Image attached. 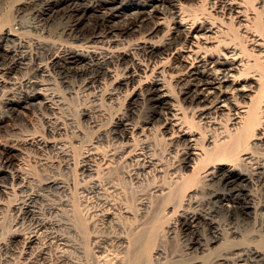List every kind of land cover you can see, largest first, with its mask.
Wrapping results in <instances>:
<instances>
[{
    "label": "bare ground",
    "instance_id": "6f19581e",
    "mask_svg": "<svg viewBox=\"0 0 264 264\" xmlns=\"http://www.w3.org/2000/svg\"><path fill=\"white\" fill-rule=\"evenodd\" d=\"M11 211L24 264H264V0H0Z\"/></svg>",
    "mask_w": 264,
    "mask_h": 264
},
{
    "label": "rangeland",
    "instance_id": "374dc122",
    "mask_svg": "<svg viewBox=\"0 0 264 264\" xmlns=\"http://www.w3.org/2000/svg\"><path fill=\"white\" fill-rule=\"evenodd\" d=\"M12 7V8H11ZM14 6L13 5H11L10 6V9H9V11L10 10H12V11H10V13L12 12L13 13V11H14V8H13ZM29 20H31V17H29ZM118 99H120V100H118L119 102H118V106H117V104H115V105H113V104H111V105H113L112 107H109V108H107L106 107V109H105V111L106 110H108V111H106V121L105 122H107V121H110L111 119H112V117H113V115H114V113L116 112V111H121V110H123L124 109V107H125V105H126V95L125 94H122L121 95V97H119ZM85 103V102H84ZM87 103V102H86ZM84 105H86V104H83V100L78 104V102H76L74 105H72V107H71V111H73L72 113H73V115L75 116V119H76V121H77V123L79 124V126L80 127H82L81 129H82V131L83 132H86L87 133V135H88V138L89 137H91L92 138V140H96V138H95V136L97 135V132H96V129L93 127H91V125L90 126H88V123L87 122H85L84 120H83V118H82V108H83V106ZM74 106V107H73ZM110 106V105H109ZM120 106V107H119ZM115 107V108H114ZM105 108V107H104ZM74 109V110H73ZM114 109V110H113ZM37 113V112H36ZM36 113H35V115H36ZM38 116H39V119L38 118H36V127H37V129H38V131H40V132H44L43 134L44 135H47L48 133V130H46L47 128H45V126H46V124L44 123V121H43V119H42V117H40V115L38 114ZM108 116V117H107ZM40 118H41V120H40ZM38 120V121H37ZM82 122H83V124H82ZM81 123V124H80ZM107 123H109V122H107ZM87 124V125H86ZM84 126V127H83ZM85 126H86V128H87V130H84V129H86L85 128ZM91 127V128H90ZM45 129V130H44ZM46 131V132H45ZM154 133H153V137H154V139H160V135H159V130L157 131H153ZM69 134H71L70 133V129H69V132H68ZM155 133H156V135H155ZM155 135V136H154ZM157 137V138H156ZM159 137V138H158ZM108 138V139H107ZM107 138H102L101 140H98V144H99V146L100 147H103V149H106L107 147H109L110 145H113V144H115V143H113V144H111L113 141H117V140H114L115 138H113V137H111V136H108ZM110 139H112V141L110 140ZM157 140V141H158ZM100 141V142H99ZM103 142V145H102V142ZM107 143H106V142ZM110 141H111V143H110ZM106 144H105V143ZM109 142V143H108ZM159 143H161V141L159 140L158 141ZM163 143V142H162ZM106 145V146H105ZM162 145H164V146H162V147H164V149L166 150H164L165 151V153H168L169 151H170V147L168 146L167 147V144H166V146H165V144H162ZM168 148V149H167ZM169 150V151H168ZM168 151V152H167ZM77 170V168H75V171ZM79 173V172H78ZM152 179L154 178V177H151ZM151 178H149L147 181H148V184L149 183H152V181L150 182L149 180H151ZM165 180L167 181V180H169V178H165ZM17 212V211H16ZM171 213H169V214H164V215H162V217L160 218V222L158 221V223L159 224H157V226L159 227V226H161V227H159L158 228V230H159V232L160 233H162L161 235H160V237H161V239L159 238V242H157V244L158 243H165V244H167L166 246H167V248L168 249H172V250H175V251H178L177 253H181L180 251H183L184 250V247H185V241H187L184 237H183V239H182V235L181 234H179L180 235V237H179V235H176V236H174V235H171V236H169V234L167 233V231L175 224V222L178 220V216H177V214L176 213H172L171 215H170ZM23 216V215H22ZM20 214H18V212L17 213H15V211H11L10 213H8V215L7 214H5V216L2 218V223H0V234H1V238L2 239H4V241L6 242L7 240H8V238H9V233H10V231L14 228V223H15V221H16V219L18 220V222H17V225L16 226H18V229L19 230H21V231H28V230H31L32 228H33V226H34V223H32V221L30 220V218L28 217H22ZM21 217V218H20ZM5 218V219H4ZM21 219H22V221H21ZM27 219V220H26ZM31 222H30V221ZM20 223H22V224H20ZM2 225V226H1ZM22 225V226H21ZM168 229V230H167ZM2 231V232H1ZM163 236H164V238H163ZM173 236V237H172ZM164 240V241H163ZM167 242V243H166ZM18 244H20V243H16V245L15 244H11L10 245V249L9 250H4V249H0V264H24V262L26 261L25 260V258H22L21 257V252H22V250L21 249H23V248H21L22 246H21V244H20V246L21 247H19V245ZM12 246V247H11ZM14 246V247H13ZM18 247V249L20 248V250H18L17 249V247ZM15 249V250H14ZM12 252H11V251ZM21 251V252H20ZM20 253V254H19ZM153 254H154V251H151L150 252V258H152L151 256H153ZM30 257V259H33V260H36L38 263L40 262V261H38L39 259L37 258V257H35V255H34V253L32 254V255H30L29 256ZM36 258V259H35ZM23 262H22V261Z\"/></svg>",
    "mask_w": 264,
    "mask_h": 264
}]
</instances>
